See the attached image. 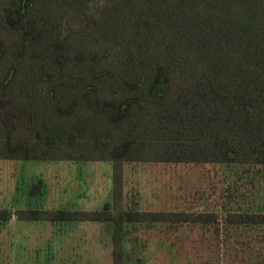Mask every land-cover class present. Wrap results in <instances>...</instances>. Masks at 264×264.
Segmentation results:
<instances>
[{
    "label": "trees",
    "instance_id": "trees-1",
    "mask_svg": "<svg viewBox=\"0 0 264 264\" xmlns=\"http://www.w3.org/2000/svg\"><path fill=\"white\" fill-rule=\"evenodd\" d=\"M92 2L0 0V159L113 161L115 198L123 161L264 165V0H105L83 24ZM15 214L112 223L114 264L127 223L217 222L110 205Z\"/></svg>",
    "mask_w": 264,
    "mask_h": 264
},
{
    "label": "rangeland",
    "instance_id": "rangeland-1",
    "mask_svg": "<svg viewBox=\"0 0 264 264\" xmlns=\"http://www.w3.org/2000/svg\"><path fill=\"white\" fill-rule=\"evenodd\" d=\"M104 1L93 0L80 22L89 23ZM124 168L126 196L113 200L111 162L0 159V208L13 212L0 221V264H114L112 223L24 221L15 214L107 205L116 215L132 206L217 214L208 224H125L123 264H264V224L226 222L230 211L264 212V166L136 162Z\"/></svg>",
    "mask_w": 264,
    "mask_h": 264
},
{
    "label": "crops",
    "instance_id": "crops-1",
    "mask_svg": "<svg viewBox=\"0 0 264 264\" xmlns=\"http://www.w3.org/2000/svg\"><path fill=\"white\" fill-rule=\"evenodd\" d=\"M11 160H20V159H11ZM65 161V160H64ZM99 162H111L112 163V170H111V172H109L110 173V175H111V177H112V182H111V184H112V189H113V200H122L123 198H125V196H126V174H127V171L125 170V168H124V164H126V163H136V162H144V163H146V162H155V161H123L122 162V164H123V166H122V176H123V188H122V196L120 197V198H115V193H114V172H115V163L113 162V161H100L99 160ZM155 163H159V162H155ZM160 163H178V162H160ZM180 164H182V163H180ZM185 164V163H184ZM190 164H214V165H220V164H218V163H190ZM240 165H243V164H240ZM247 165V164H246ZM255 165V164H254ZM256 166H264V165H262V164H256ZM132 195V194H131ZM132 201V200H131ZM135 203L136 204V202L135 201H132V203ZM131 203V204H132ZM130 209H135V207H133L132 206V208H130ZM130 209H127V210H130ZM138 210V209H137ZM141 211H143V210H141ZM16 212V211H15ZM176 212V211H175Z\"/></svg>",
    "mask_w": 264,
    "mask_h": 264
}]
</instances>
